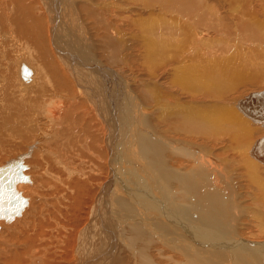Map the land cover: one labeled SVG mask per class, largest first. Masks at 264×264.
I'll return each instance as SVG.
<instances>
[{"label": "rangeland", "instance_id": "rangeland-1", "mask_svg": "<svg viewBox=\"0 0 264 264\" xmlns=\"http://www.w3.org/2000/svg\"><path fill=\"white\" fill-rule=\"evenodd\" d=\"M68 1L69 0H62V1L61 0H54V1L48 0L46 1L48 3L46 5L44 3V0L43 1L42 0H39V1L29 0L30 4H33L32 5L33 8L31 10L33 17H35L40 23L41 21L44 22L43 27L47 30V33L44 32L45 29H43V27H38V29L44 35L45 34L47 35V42L50 46L49 48H51L52 51L55 53L56 52L55 47L58 45L57 40L61 42L65 47H67L72 42L74 46L76 45L72 49L73 51H78V53L75 52V54H78V55H74L72 53H66L67 55L66 57L67 59H70V60H71V57L78 58L77 61L82 62L83 61L82 58L84 56L83 54H80V53H83V52H80L79 50H74V49L75 48L77 49V44L82 45V42H83L85 45L87 43L86 47L89 48V51L92 50L91 51L93 54L92 56L94 59H96L95 60L96 62L97 61L101 62L105 66L111 67V69H113L115 72L119 74L121 73L120 75L124 77V81L126 83L128 82L126 85H127V90H129L128 91L129 94H126L125 91L120 88V95L118 99L116 98L118 100V107H119L118 110L119 111L118 110L116 111L117 113L115 117L112 118L109 122V125L114 126L113 129L114 128L116 129V130L114 129L113 132L111 133L112 138L110 141L113 142L112 153H109L106 150V152L108 153L107 154L108 156L106 157V159L103 157L104 163L106 164V169L103 163L104 169L98 168V171L96 174V176H99L100 178V182H99L100 185L98 184V189L94 191L93 194H89V196L84 197L85 206L83 209L85 210H84V213L82 212L83 215L79 217L80 224L77 223L78 225L76 224V227L74 229L71 228L72 224L69 222L71 225L70 227H68V231H65L60 228H57L53 231L49 230L53 228L54 226L56 227L58 225L56 222H58L59 220L60 221L62 220L61 215H59L60 212L58 210H60V207H61L60 202L64 200L61 196L62 193L64 192L63 190H66L67 188H65V185L62 183L61 179H69L68 176H74L75 174L77 175V173L74 172V170H76L75 169L76 167H78L77 169L79 170L82 168L85 169V171H83L80 175V176L84 175V178L87 177L88 173L94 172L96 168H93L91 164L82 163L83 161L79 162L77 157L74 158V156H70L69 154H67L66 157L64 156L63 158L62 156L59 157V159L56 160L57 162L56 163L53 154L50 153L51 156L48 155L45 157L46 153L44 152L45 154H42L41 148L35 149L32 157L30 155L29 158L24 160L26 164L30 165V168L27 169L25 173L31 175V178L33 181L31 185H26V188L24 191L26 195H30L29 206L26 208V211L23 212L21 216L13 219L11 222H9V224L3 223L4 225L5 224L6 225L5 226L0 225V231L4 229L3 232L0 233V252L2 253V255H5L2 257V259H0V264H18V262H15V260L11 256L9 257L6 252L8 250H11V251L19 250L21 252L24 249L28 250V246L31 240L26 235H29V234L33 235L31 231L37 227L41 229L44 228L43 232L48 233V236L45 234L47 236V240L42 242L43 245L32 246V250L36 249V252H34L36 254V257L40 256V258H42V259L38 258L39 264L45 263L46 261H52L54 260V258L58 259V261H61L59 259V257H61L60 255L64 253L70 254L72 250H75V254L78 256V259H76V262H74L73 264H94L100 261L102 258H104L110 253H111V256H114V258H118V253L120 251L130 250L129 246H131L132 250L135 251V257L130 255L129 258L126 259L125 264H138V262L143 263V261L146 258L143 256V252L139 251V246H138L139 242L136 241V237H139V236H141L140 238H142V240L145 239L144 241H147V240L152 241L153 239L156 241V243L153 244V247L151 249L147 245H145L146 251L144 253L148 254L149 257L151 256L148 260H150L152 264H222V263L223 264H264V223H263L264 221L260 218L257 219L254 216L255 215L254 213L259 214L263 212V218H264V209H263L264 208V203H263L264 202V187H260V186L257 187V185L251 182V178L244 166V163H245L244 161L246 160L244 159V156L240 154V152L235 150L236 148L241 147V146L236 145V140H235L236 138L230 137L232 133L236 134L233 130V127L235 126V124H233L228 118L227 119H224V118L217 119L216 122L217 124H219V128H220L219 136L217 137L224 138V141L222 142L218 139L219 143L214 146V144H212L210 139H205L203 138L205 136H202L200 134L198 137H193V136H190L189 133L183 132L182 134L177 136V134H174L171 131L172 121L165 122V123H156V119L152 115H148V116L144 115V117L142 115V117H138V115L136 116L133 113H132L133 115V119H132L130 115L131 113L126 112V108L129 111L130 106H131L130 104V93L131 92H132L131 93L132 97L136 95L135 96L136 98L133 99L132 102H135L138 99V101H141V103L144 105L143 107L153 105L151 102V97L150 96L147 97V94L144 93V89L148 90L150 88L149 90H151L153 88V87L148 86L149 84L152 83L153 85L156 86V88L159 89V90H155L154 92H152L154 95L161 96L162 93L166 94L165 96H162L161 98L163 103L167 101L165 104L176 107V105H179L177 103L183 100L195 102L196 105L200 107L199 109H197V111L199 112V110H201L200 111L201 116L199 117L200 119L205 120V117L202 116V114L207 116L208 111H210L211 113L210 116L212 117H214L215 113L218 114L219 112L229 113L232 111V113H236L245 122V127L247 128V131L249 130L252 131L248 135L244 136L246 137L245 139L247 140V142L243 149L245 151L246 149L247 151L249 149V153H248L249 156L247 157V154L245 155L246 159L247 161H251V163H254L253 165L255 168V171H254L255 177L257 178L258 181L261 182L262 180L264 183V164L258 162L250 154V149L254 141L260 138L264 134V128H261L259 125L252 123L250 119L241 115V110L239 109V106L236 107L237 100L242 99L241 97H244L250 92L260 91L264 89V61H260L261 58L255 57V54L251 51L252 47L256 48V50L260 49L261 45L264 47V39L259 41L260 44L259 43L254 44L253 42L247 41L246 39L238 38L237 34L239 32H242V21L237 22L233 20V16H232V13L234 10L233 6L231 10V5L225 2L224 0H202V6L204 8L206 6L208 12L213 16V22H215V26L218 29L222 30V33L220 36H218L215 33L217 31L211 30L213 32L210 31L209 33L205 34L207 32V29L205 28L204 25H202L199 22H194V24L192 23V25H190V28H188L185 25V21L188 20V17H184V16L182 17L183 19H185V21H183L182 19L181 21L184 22V26L187 27V29H189L190 32L188 30L187 31L184 30V33H181V38L182 40H184V38L186 39L187 37H190V33H194L193 40H194L195 45L189 48L188 59L185 60V64L182 66L183 69L181 68L185 74L183 73L175 77V78H179L182 82H184L186 92H179L176 95L171 96L172 93H175L178 90L176 88L175 81H172V77H171L172 72H173L172 67L177 66V64L175 65L174 62H171V59H172L171 58L170 60L167 61L168 64L163 63L161 65H156L150 61V65L148 67L143 66L144 64L143 61L148 60L147 59L148 57L147 56L145 57V55L143 54L144 53L143 40L145 39L144 36H146L147 34V33L145 34V32L147 31L144 29L145 28L144 25L146 22L148 23L150 21L149 19H152L154 17L156 19H159L161 17H168V18L172 17V19L177 20L178 22L177 25L179 26V24H181V22L179 21L180 19H176V17L178 16L176 13H180L178 9H181V6L182 8H184L185 4L195 1V0H175L176 1L175 9H177L176 13L171 12L172 11L170 10L171 8L170 9L162 8L161 6H165V5L160 3V0H153V3H152V0H134V1L133 0H128V1L118 0L121 3V7L120 5H118V8L116 7L112 8L115 14L112 13L113 15L111 17L110 22L109 21L107 22L109 29L110 27L111 28L114 27L116 29V32H114L113 28L110 31H108L109 29L105 26V24L101 29H99V26L94 24V21H92L93 20L92 18H85L84 16H81L77 20L76 17L79 16L80 14L79 11L76 12L77 15L76 13L72 12V11L77 10L80 6H83L84 4L87 5V6L85 5L84 7H90L93 4L92 2L96 3L97 5L98 4L101 5L103 2H105V0L103 1L102 0H78V1L74 0V4L76 3V5H79L78 8H74V6H72L73 4L68 5L67 3ZM164 1L171 2V0L170 1L164 0ZM164 1H161V2H164ZM177 1H179L180 4ZM247 1H248L247 5L245 4V6L248 9L238 10L242 14V19L245 20L244 18L246 17V19L250 23L260 24L257 26L259 29L263 31V35H264V30H263L264 29V14L260 9V5L263 0H259V1L258 0H251V1L247 0ZM78 2L80 4H78ZM6 3H8L7 0H6ZM36 3L38 5H36ZM241 3L242 1L239 2L240 6H241ZM140 4H142V6ZM166 6H169V5H166ZM12 7H15L14 3H12ZM12 7L11 5H9V3L6 6L5 12L8 16L11 14ZM2 9L3 8L0 7V10ZM148 13L149 15H147ZM146 15L147 17L145 18ZM52 16H54L53 17L54 19L52 18ZM148 17L150 18L148 19ZM175 20L164 19V21L170 22V24L172 22L175 23L176 22ZM112 21H114L113 25L111 24ZM5 23H7L6 24L7 26H5ZM14 23L15 22L8 23L7 17H5V21L3 23H0V69H1L3 78L7 80L5 73L8 71L9 67L10 69H12V71L15 68L17 70L18 64H16V62L18 58L28 60L27 61L28 64L34 70V75L36 74V71L38 70V75L42 77L40 67L34 65V62L32 60L33 53L31 52V50L33 48L30 45V41L28 42V39L26 38H24L25 40L23 39L24 36L18 33L17 26H15L17 24L16 23L14 24ZM149 23L153 25L155 24L154 26L169 27L168 24H164L160 20H151ZM58 24L59 25L61 24L65 27H69L70 29L69 28L67 29L70 31L71 33L70 35L72 37L69 36L67 38L65 37L66 36L65 34L61 33V31L59 32V30H56L57 27L59 26ZM134 24L136 25L135 27H133ZM141 25L143 26V28H141L142 27ZM212 26L213 24L211 23L208 24V27H212ZM11 28L12 30L13 28H16L15 29L16 31L14 30L16 34L13 33ZM139 28H141L142 31H140ZM179 28H183V26ZM191 29H193L194 31ZM7 30L9 31L6 32ZM82 31L85 34H82ZM9 33L10 35L12 34L14 37L12 35L11 36L13 38L11 36L9 37L8 35ZM60 33L61 35L59 36ZM132 33H135L134 38L132 36L134 34ZM105 35L107 36V38H110V42L108 40H103ZM59 37L65 40L61 41ZM157 37L158 36H153L152 39H156ZM209 37H211V39ZM215 37H221V39L213 40ZM23 40L25 41V43ZM111 40H115L117 43V47H119L117 50L118 58L114 56V60H113V61L116 60L115 62L117 64H111L110 62H108V60L104 59V56H103L105 55L103 50H106L105 44H111L112 46H114L111 43ZM13 41H16V43ZM208 41L214 42L218 46V48H215L212 45H206V44H209ZM22 43H24V45ZM185 43H186V40L182 41V44L179 47V51L178 50L176 51L178 54L183 53L182 46ZM160 44L164 48L165 44H162V43ZM155 45L157 46V47L155 46L157 49L156 50L157 53H161V51L158 49L160 48L159 45L158 44H155ZM92 46L93 47L96 46V47L93 49ZM165 46L168 49L170 48L168 47L169 45H165ZM23 47L25 48L23 49ZM170 49L175 51V49L173 48H170ZM209 52H212L213 55H211ZM26 53H27V56H25ZM5 57L7 58L6 60H4ZM189 59H194L197 62L195 66V70L191 72H188L187 68L185 67L189 63ZM154 65L156 67L152 68ZM122 66H123V69H122ZM80 68L81 69L75 70V73L77 75H81L82 76L81 78L83 80H85V78L89 80V81L85 80V82L92 84L91 87H89L92 92L91 95H93L95 99L97 97V99L99 100L98 95L96 93V89H97L96 85L98 83L97 77L94 73H92L93 69H97L99 67L96 66L92 68L90 61H87L86 63L80 65ZM16 72L17 71L15 70L13 71L14 78L15 77L17 78ZM11 76L8 79H11ZM133 78L137 79L138 81L135 80L136 81L135 82ZM191 78L194 79L195 83H192L190 81ZM33 79H34V76H33ZM106 81H107V76L104 74V83H106ZM5 82L6 81H4V83ZM171 84L174 86H172ZM191 84L192 85L197 84L199 86L197 85L195 86L200 87V88L198 90L196 88L195 91L191 90L190 88ZM14 86L16 85H13V89H12L13 91L16 90ZM19 91H21V89ZM52 91L54 92V90ZM57 94L58 92H55V95ZM189 95H192V96H189ZM223 95L224 97L221 98ZM142 97H146V99L144 100V98ZM2 104L4 103H2V101L0 100V107ZM52 105L56 107L57 103H52ZM31 107L32 106L30 104L17 99L14 104L11 103L10 107H3L0 109V112L2 110H7V109L9 110V112H7L6 114V117H10L11 114H14L16 118H20L19 120L17 119V122H14L12 126H10L9 128L5 130L0 129V135H2V137L0 138V141H1L0 144H4V146L0 147V164L4 163L8 158L16 156L17 154L20 153V151L21 153L25 152L26 145L29 144L32 139L37 137L33 134L31 140L29 141H27L28 140L27 138L26 140L23 137L21 138L17 137L12 142H10L11 137L15 136L12 133L13 131H10V130L11 129L14 130V128L18 127L20 120L22 121L25 120V119H22L23 117L32 115L35 109H31ZM237 110H239V112ZM103 113H104L103 114L104 117L107 118L106 112L103 111ZM131 119L135 121V122L133 121L132 122L135 123L136 125H137L136 123L137 119H139V121L141 122L139 127L132 126ZM2 120L3 118L0 113V123ZM42 121H43V118H42ZM35 122H37L36 124H38L39 128L43 129L41 127V121H35ZM68 126L71 127V133L75 134L73 124H69ZM16 129L18 132H20V127L19 129L18 128ZM9 131L10 133H8ZM141 131H143L146 137L149 139L151 135L160 134L159 137L169 139L170 141L177 140L183 143H191L197 148H200L202 150H207V148L213 149V154H211V156L213 158L212 162L215 164V167H216L215 174H216V181H217L215 191L213 187L209 183H207L209 180V177H208L209 173L207 170H205L203 163L201 162L202 160L200 159L197 161V159L191 156L192 159L191 157H187L188 158L187 160L189 161L188 162L187 160L185 161L182 159V157H179L177 155H174L172 157L170 152L167 151L165 152L166 159L164 160V162H159L158 165L163 170L164 168H168V170H177L178 172L185 173V175L191 173L189 179H194L199 189H203L204 188L203 185L207 184L212 189L213 194H215L216 192V194L218 195L220 194L221 190L222 192H226L227 189L229 190L227 191L230 193H228V195H223L220 198L219 204H215L214 202L211 201L212 199L208 200V196L203 195V198L200 200L196 198L193 193L187 190L190 193V197L187 198L184 201V203H181V204L178 203L180 202V200L175 195H173L175 193L173 189L174 188L177 189V186L179 187L184 186L186 182H180L178 180H175L173 183H168L165 180L158 178L157 175L153 174L154 173L153 168H154V165L156 167V164H154L151 161L149 162L148 160L147 161L143 160L142 157L139 155L140 150L143 145L139 146L138 144H136V141L140 138L138 132H141ZM161 131H166V132H161ZM42 133H44V131ZM135 134L137 135L135 136ZM207 136H210V135L208 134ZM7 138L9 139V142L5 143V139ZM41 146L44 148L43 143ZM221 147H223L226 152H224L221 149ZM64 148L68 150L66 145ZM83 148L87 149V147H83ZM46 149L48 151L49 150L53 151L50 148H46ZM129 150L137 151L136 152L137 157L135 156V158L133 159L134 163H136L135 165L137 168L141 169V166L149 167V170L147 169L146 173L149 177L148 179H150L149 183L151 185H149V187L147 185H144L143 187V186H140L137 182L136 183L132 182L134 170L130 167H126L125 165L123 167H125L124 169L128 173L126 175L122 173V176L124 177V182L126 183V187L128 186L130 189H132V191H137V192L147 191L148 194L152 196L153 198H159L163 201L162 203L169 204L167 205V207H163V210L161 212H160V209H158V211L157 210L156 211L146 210L144 212V215L140 216L141 219L138 218V216L130 217L121 210L120 205H117V203L119 202V197L125 198V199H129L130 197L127 195V193L124 190L119 189L118 186H117L118 188H115V186L110 187V184H111L110 181L112 179L111 176L113 175V172H115V165H117V163L119 164L121 160L120 156L125 158V155L126 153H129ZM245 151L243 152L245 153ZM129 156H131L130 153H129ZM79 164L80 165L82 164V166L80 167ZM112 168H113V172H112ZM93 169L94 171H92ZM206 169H210L209 165L206 166ZM68 170H72L71 172L72 174L71 173L69 174V172H67ZM173 173L175 175L177 174L176 172H173ZM140 174L144 175L145 172L141 171ZM248 180H250V183ZM44 181H45V184H42V182ZM155 182H157L156 187H155ZM180 183H183V185ZM158 184H160V188ZM220 185L221 187H219ZM259 195H262V196H259ZM97 199H98L97 209L99 210L102 216V219H104L102 220V223H100L99 227H98L97 222L95 223V225L91 223V218L94 215L93 214L91 215V212H90V210L93 208L95 201L97 202ZM135 205L138 210L142 209L141 203L136 202ZM177 206H187L186 210H189V214L195 215V218H193L195 219V221L190 220L188 216H187L188 218L185 217L186 215L184 211L178 210L179 208ZM176 207L178 209H176ZM37 209H40V211L38 212ZM250 209L251 210L253 209V210L251 211ZM51 211L53 212V214H50ZM172 212H174L176 215L181 216L184 220V224H187V226L184 227V226H181L180 224H177L171 221L167 215L171 214ZM97 216H99L98 212L96 214V217ZM125 218L128 220H135V222H133V225H136L139 228L143 227V229L146 230L145 234L144 233L142 235L135 234L133 230L130 227H127L125 223L123 222V219ZM137 220H140L141 223H138ZM50 221L54 224L53 226L52 224L51 226H49L51 223ZM205 222H207V224H205ZM69 223H67L68 226H69ZM82 224L84 227L86 226L87 228V232L84 235H82L81 233V232H84V230H82L83 229ZM190 225L193 227H197L198 229H200L199 231H201V229L206 227L207 229L212 230L218 239H219V234H221V232H224V230L222 229L229 228L230 232L228 234H225V237L230 239L231 241H233V239L242 241L243 239V242L241 245L237 246L238 249L236 248L223 249V246L225 245L224 243H226L228 239L220 238V239H223L222 244H220L222 246H218L217 248L214 246V244H209L207 245V247H203L201 240H197L196 242L194 240H190L192 237H190L189 235H188L189 237L186 236L187 227ZM97 227H98V230H97ZM172 227L173 229L178 230L180 233V237L179 238L177 237L175 240L182 241L184 239L185 241L183 242L187 243L186 246L178 243V246L187 248V250L185 249L184 252L176 251L175 249H172V246H170V243H171L170 241L171 240L173 241L172 237H174V233H175L174 231H172V229H170ZM218 228L220 229L218 230ZM137 229L138 228H136V230ZM157 229L159 231H164L165 236L157 235L155 232V230ZM150 231H151V234H150ZM71 233L72 235L70 236L72 238H70L65 248L61 241L63 239L66 240L68 238L67 234H71ZM80 236H82L81 242L83 243L81 244V247L78 248L79 244L77 245V243H79V239L81 238ZM168 236L171 239L166 238ZM24 238L25 239L27 238V239L25 240ZM76 239L78 242H76ZM161 240H164V242H161ZM1 242H4V246H3V243ZM140 244L143 245L142 242H140ZM148 244L150 245L152 243H148ZM63 247L64 249L62 251L58 250ZM190 247H191V250L194 251L193 252L194 254H192L191 256L187 254L189 253L188 249ZM194 247L198 249L199 251H195ZM221 250L226 251V253ZM58 252H61V254ZM121 253L124 254L123 252ZM6 256H8V258ZM167 256L169 257L167 258ZM217 256L219 257L217 258ZM242 256L244 257V259H248L249 263L243 262L241 259ZM26 259L28 258L26 257ZM218 259H219V262H217ZM63 261L59 263L68 264L66 260L63 259Z\"/></svg>", "mask_w": 264, "mask_h": 264}, {"label": "bare ground", "instance_id": "bare-ground-1", "mask_svg": "<svg viewBox=\"0 0 264 264\" xmlns=\"http://www.w3.org/2000/svg\"><path fill=\"white\" fill-rule=\"evenodd\" d=\"M46 1H48V0H44V3L47 5L48 3ZM102 1H100V2H102ZM119 1L118 0H107V1L105 0V2H103L101 5H99V4L97 5L96 3L92 2L93 4L90 7H84L86 5V4H84L83 6H80L79 8H78L79 5H76V3L74 4V0H69L67 3H68V5L73 4L72 6H74V8H78L77 10L72 11L73 13H76L79 11L80 14H79V16L76 17L77 20L81 16H84L85 18H92L93 19L92 21H94V24L99 26V29H101L104 26V24L109 29L107 22L108 21L110 22L112 15L115 14L113 12L114 10L112 8H114V7L118 8V5H120V7H121V3ZM161 1H164V0H160V3L165 5V6L160 5L162 8H165V9L171 8L170 9V10H172L171 12L176 13L177 9H175V5H176L175 0H171V2H168V1L161 2ZM224 1L231 5V10H232V6L234 8L233 13L230 12V13H232L233 20L237 21V22L242 21V32H239L237 34L238 38L246 39L247 41H251L254 44H258L259 41L264 39L263 31L261 29H259L257 26L260 24L250 23L246 19V17L244 18L245 20H243L242 14L238 11V10L248 9L245 6V4L247 5V2H248L247 0H224ZM240 1H242L241 6L239 5ZM7 2L9 3V5H11V7H12V3H14L15 7H12L11 14L9 13L10 15L8 16L5 12V9H6V6L8 3H6V0H0V3H1L0 7L3 8L2 10H0V23H3L5 21V17H7L8 23L9 22H15L17 24L15 26H17L18 33H20V34H22V36H24L23 39L26 38V39H28V42L30 41V45L33 48L31 50V52L33 53L32 60L34 62V65L40 67V70L42 73V77H41L40 75H38V70H37L36 74L34 75V70L28 64V62H27L28 60H26V59L24 60L21 58L17 59V62H16V64H18L17 70H16V68L13 69V71L14 70L17 71L16 72L17 78L13 77V71L9 67L8 71L5 73V75L7 77V80H5L2 76L1 69H0V100L2 101V103H4L1 105L0 109L3 107H10L11 103L14 104L17 99L30 104L32 106L31 109H35V111L32 113V115L25 116L22 118V119H25L24 121L20 120L18 127H16L18 129L20 127V132H18L16 128H14V130L13 129L10 130V131H13L12 133H13V135H15V136L11 137L10 142H12L17 137H20V138L23 137L25 139L27 138L28 140L27 139L26 140L29 141V140H31L33 134L35 136H37L36 138L32 139L29 144L26 145V151H28L29 153L23 157V162H24V160L29 158L30 155L32 157L35 149L41 148L42 149L41 153L42 154L46 153L45 157L48 155L51 156V154H53L55 162H56V160L59 159V157L62 156V158H63L64 156L66 157V155L69 154L70 156H74V158L77 157L79 162L83 161L82 163L91 164L93 168H96L95 171H94V169L92 170L94 172L88 173L87 177L84 178V175H82V176H80V175L83 171H85V169L82 168V169H80L81 170L80 171L79 169H77L78 167H76L75 168L76 170H74V172L77 173V175L75 174L74 176H68V178L70 180L69 179H61L62 183L65 185V188H67L66 190H63L64 192L62 193V195L60 194L62 196V198L64 199V200L62 199L63 201L60 202L61 207H60V210H58L60 212L59 215H61L62 220L60 221L58 218L59 221L56 222L58 225L56 227L54 226L53 228H51L49 230L53 231L57 228H60V229H63L65 231H68V227H70L71 224H72V227H71L72 229H74L76 227L77 223L80 224L79 217H81V215H83L82 212L84 213V210H85V209H83L85 206L84 205V203H85L84 197L89 196V194H93L94 191H96L98 189V184L100 182L99 176H96L98 168L104 169V166H105V169H106V164L104 163L103 157L106 159V157L108 156L107 155L108 153L106 152V150L109 153H112V147H113V142H111L110 140L112 138L111 133L113 132V130L115 128L113 129L114 126H112V125L110 126L109 122L112 118L115 117V115L117 113L116 111L119 109L117 99L120 95V88L123 89L126 94H129V92H128L129 90H127V85H126L128 82L126 83L124 81V77H122L120 75L121 73L119 74V73L115 72L113 69H111V67H107L104 64H102L101 62H98V61L96 62L95 61L96 59H94L92 56L93 55L91 52L92 50L89 51V48L86 47L87 43L84 45V43L82 42V45H84V46L77 44V49L76 48L74 49V50H79L80 52H83V53H80V54H83V56H84L82 58L83 59L82 62H78L77 61L78 58H74V57H71V60L67 59L66 53H72L74 55H78V54H75V52L78 53V51H73V49H72L76 46V45L74 46L72 44V42L67 47H65L61 42H59L57 40L58 45L55 47V51H56L55 52L56 54H55L52 51V49L49 48L50 46L47 42V35L46 34L44 35L38 29V27H43L44 22L41 21V23H40L35 17H33V14L31 11L33 8V6H32L33 4H30L29 0H7ZM177 2L180 4L179 1H177ZM152 3H153V0H152ZM59 4H60V2H59ZM78 4H80V3L78 2ZM36 5H38V4L36 3ZM140 5L142 6V4H140ZM166 5H169V6H166ZM66 8H67V6H66ZM176 8H177V6H176ZM260 9L264 14V0L261 2ZM126 10H127V8H126ZM122 11H124V10H122ZM178 11L180 13H176L178 15L176 17V19H180L179 21L181 22V24H179V26L177 25V23H178L177 20L172 19V17L171 18L170 17L169 18L168 17H161V18L158 17L159 19H156L154 17L152 19H149L151 16L148 17V19L150 21L151 20H160L162 23L168 24L169 27L154 26L155 24L153 25V24L149 23L150 21L148 23L146 22L144 25L145 26L144 29L147 31V32H145V34L146 33L147 34H146V36H144L145 39L143 38L144 39L143 40V48H144L143 54L145 55V57L146 56L148 57L147 58L148 60L143 61L144 62L143 66L148 67L150 65V61L156 65H161L163 63L168 64L167 61L170 60L171 58H172L171 62H174L175 65L177 64V66L172 67L173 72H172L171 77H172V81H175V85H176V88L178 90H177V92L172 93L171 96H174L179 92H186L184 82H182L179 78H175V77L184 73V71L182 70L183 69L182 66L185 64V60L188 59L189 48H191L195 45L194 40H193L194 33H190V37H187L186 39L184 38V40H182V38H181V33H184V30L189 31V29H187V27L190 28V25H192V23L194 24V22H199L205 26V28L207 29V32L205 34L209 33L211 30L217 31L215 33L218 36H220L222 33V30L218 29L215 26V22H213V16L208 12L206 6H205V8L202 6V0H197V1L195 0V1L189 2V3L185 4L184 8H182V6H181V9H178ZM76 15H77V13H76ZM147 15H149V13ZM147 15L145 16V18L147 17ZM16 16H17V18H16ZM183 16L188 17V20L185 21V19L182 18ZM53 17L54 16H52V18ZM164 19H171V20H175L176 22L175 23L172 22L173 24L172 23L170 24V22H166V21H164ZM181 19L183 21H185V25L187 27L184 26V22H182ZM113 22L114 21H112V23H111L112 25L114 24ZM210 23L213 24L212 27H208V24H210ZM6 24L7 23H5V26H7ZM78 25H80V24H78ZM157 25H158V23H157ZM135 26L136 25L134 24L133 27H135ZM182 26H183V28H179ZM155 27H157V28H155ZM184 27H185V29H184ZM31 28H32V30H31ZM67 28H69V27H65V26L60 24L56 30H59V32L61 31V33L65 34L66 35L65 37L68 38L69 36H71L70 35L71 33ZM112 28H113L114 32H116V29L114 27H112ZM112 28L110 27V29L108 31H110ZM141 28H143V26ZM141 28H139L140 31H142ZM191 28H192V26H191ZM15 29L16 28H13V30H12V28H11V30L13 31L14 34H16L14 32ZM43 29H45V28L43 27ZM193 29H191V30H193ZM8 31L9 30H7L6 32H8ZM27 32H29V33H27ZM44 32L47 33V30L45 29ZM211 32H213V31H211ZM61 33L59 34V36L61 35ZM185 33H187V32H185ZM82 34H85V33H83V31H82ZM132 34H134V35H132L134 38L135 33H132ZM8 35L10 37L12 34L10 35V33H9ZM8 35H7V37H8ZM153 36H158V37L156 39H152ZM113 37H114V35H113ZM55 38H56V36H55ZM76 38H78V37H76ZM209 38L211 39V37H209ZM18 39H19V37H18ZM59 39L61 41L65 40V39H62L60 37H59ZM216 39H221V37H215L213 40H216ZM79 40H77V41H79ZM103 40H108L110 42V38H107L106 35L103 38ZM185 40H186V43L182 46L183 47V50H182L183 53L178 54L176 51L177 50L179 51V47L181 46L182 41H185ZM13 42L16 43V41H13ZM18 43H20V42H18ZM24 43H25V41H24ZM24 43H22V44L24 45ZM111 43L114 46H112L111 44H105L106 50H103L104 54H105L103 56H104V59L108 60V62H110L111 64H117L115 62L116 60L115 61H113V60H114V56L117 57V55H118L117 50L119 47H117V43L115 40H111ZM160 43L165 44V45H169L168 47L175 49V51L170 49V48H169L170 49L169 50L168 48H166L165 45H164V48H165L164 49ZM208 43L209 44H206V45H212L215 48H218V46L214 42L208 41ZM54 44H55V42H54ZM155 44L159 45L160 48H158V49L161 51V53H157V51H156L157 46ZM28 46H29V44H28ZM95 47L96 46H94V47L92 46L93 49ZM24 48L25 47H23V49ZM20 49H22V48H20ZM27 50H28V48H27ZM33 50H35V51H33ZM180 50H181V48H180ZM22 51H24V50H22ZM251 51L255 54V57L261 58L260 61H264L263 60L264 59V47L262 45H261L260 49H258V50H256V48L252 47ZM32 53H30V54H32ZM209 53L211 55H213L212 52H209ZM140 54H142V53H140ZM25 56H27V53ZM7 57H8V55H7ZM6 59L7 58L5 57L4 60H6ZM122 59H123V57H122ZM87 61H90L92 68L96 67V66L99 67L97 69H93V72H92L97 77L98 83L96 85V87H97L96 93L98 95L99 100L97 99V97L95 99V97H93V95H91L92 92H91L89 87H91L92 84L85 82V80H88V79L85 78V80H83L81 78L82 77L81 75H77L75 73V70L81 69L80 65L86 63ZM123 62H125V61H123ZM196 63H197L196 60L189 59V63L187 64V66H185L187 68V71L191 72V71L195 70ZM22 65L26 66L30 70L29 76L27 78H23L21 76V66ZM155 67L156 66L154 65L152 68H155ZM122 69H123V66H122ZM11 71H12V73H11ZM118 72H119V70H118ZM104 74L107 76L106 83H104ZM129 75H130V73H129ZM10 76H11V79H8ZM33 76H34V79H33ZM183 78H184V76H183ZM135 80L138 81L137 79H134V81ZM4 81H6V82L4 83ZM190 81L192 83H195L193 78H191ZM13 85H16V86H14L16 89V90L15 89L14 90L16 92L12 90ZM195 85H197V84H193V85L191 84V86H190L191 90L195 91L196 88H197V90L200 88V87H197L199 85H197V86H195ZM148 86L153 87V88L151 90H149L150 88L148 90L144 89V93L147 94V97L148 96L151 97V102L153 104L152 106L143 107L144 105L141 103V101H138V99H137V101L132 102V100L136 98L135 97L136 95H134L132 97V94H131L132 92L130 93V104H131V106H130L129 111L126 108V112L131 113L130 115H131L132 119H133V115H132V113H133L136 116L138 115V117H142V115H143V117H144V115L145 116L152 115L153 117H155L156 123H165V122H171L172 121L171 131H172V133L177 134V136L182 134L183 132L189 133L190 136H193V137H198L200 134L202 136H205L203 138L210 139L212 144H214V146H215L219 143V140L222 142L224 141V138H222V137L218 138L217 137V136H219L220 128H219V124H217L216 121L218 118H224V119L228 118L233 124H235V126L233 127V130L237 135L232 133L230 137L236 138L235 139L236 145L241 146V147L236 148L235 150L240 152V154L244 156V159L246 160V161H244L245 162L244 166H245V169L247 170V172L251 178V182H253L255 185H257V187L258 186L264 187L263 181L261 180V182H260L255 177V174H254L255 168L253 165L254 163H251V161H247V159H246L245 155L247 154V157L249 156V154H248L249 149H248V151H247V149H246V151L243 149L246 145V142H247V140L245 139L246 137H244V136L248 135L252 131L251 130L247 131V128L245 127V122L242 120V118L240 116H238L236 113H232V111H231L229 113H221V112H219L218 114L215 113L214 117H212V116H210V114H211L210 111H208L207 116L202 114V116L205 117V120H203V119L199 118L201 116V114H200L201 110H199V112L197 111V109H199L200 107L197 106L195 102L183 100V101H180L179 103H177L179 105H176V107L170 106L168 104H165L167 101L165 103H163L161 100L162 96L166 95L165 93H162L161 96L160 95L159 96L154 95L152 92H154L155 90H159V89L156 88V86L153 85L152 83L149 84ZM172 86H174V85H172ZM20 89H21V91H19ZM52 90H54V92ZM55 92H58V94L55 95ZM59 93H61V94H59ZM197 93H198V91H197ZM247 95H245L244 97H241L242 99L237 100L236 107L239 106V109L241 110V115L250 119V121L252 123L259 125L261 128H264V115L260 114V115H258L259 117L255 116L253 114V112L250 110V108H248L247 105H245V104H247L245 102L246 98L248 97ZM189 96H192V95H189ZM223 97H224V95L221 98H223ZM142 98H144V100L146 99V97H142ZM172 98H174V97H172ZM52 103H57V106L54 107L52 105ZM101 105H102V107H101ZM207 108H209V107H207ZM102 110L106 112L107 118L104 117V115H103L104 113ZM122 110H123V108H122ZM237 111L239 112V110H237ZM7 112H9L8 109L2 110L0 112L1 116L3 118V120L0 123V126H1L0 129H2V130L9 128L10 126H12V124L14 122H17V119L18 120L20 119V118H16V116L14 114H11L10 117H6ZM42 118H43V121H42ZM132 119H131V122L133 121ZM35 121H41V127L44 130L39 128L38 124H36L37 122H35ZM133 122H135V121H133ZM133 122H132V126H134V127H139V125L141 123L139 121V119H137V122H136L137 125ZM69 124H73L75 134L71 133V127L68 126ZM184 126H185V128H184ZM34 128H36L37 130ZM233 130H231V131H233ZM10 131L8 133H10ZM39 131H41V132H39ZM43 131H44V133H42ZM141 132H138L140 138L136 141V144H138L139 146L143 145L141 150H140L139 155L142 157L143 160H146V161L148 160L149 162L151 161L154 164H156V167L154 165V168H153V171H154L153 174L157 175L158 178L165 180L168 183H173L175 180H178L180 182H186V184L184 186H181V187L177 186V189L176 188L173 189L174 192L176 193L175 194L173 192L174 193L173 195H175L180 200V202H178V203H180V204L184 203V201L190 197V193L187 190H189L191 193H193L194 196L200 200L203 198V195L208 196V200L212 199L211 201L214 202L215 204H219L220 198L223 195H228V193H230V192H228L229 191L228 189H227L228 191L226 190V192H222V190L219 189V190H221L220 194L217 195L216 192H215V194H213L212 189L207 184L203 185V187H204L203 189H199L196 181L194 179H189L191 173L185 175V173L178 172L177 170H168V168H164V170H163L158 165L159 162H164V160L166 159L165 152H167V151L170 152L172 157L174 155H177L179 157H182V159L185 161L188 159L187 157H191V156H193L195 159H197V161L200 159V160H202L201 162L203 163L205 170H207L209 173V175H208L209 180L207 183H209L215 191L217 181H216V174H215L216 167H215V164L212 162L213 158L211 156V154H213V149L207 148V150H202L200 148H197L196 146H194L191 143H183V142L177 141V140L170 141L169 139L159 137L160 134L159 135L158 134L151 135V137L149 139L146 137V135L143 131H141ZM161 132H166V131H161ZM133 133H134V131H133ZM167 133H169V132H167ZM208 134L210 136H207ZM113 135H115V134H113ZM136 135L137 134H135V136ZM1 137H2V135H0V138ZM213 137H215V138H213ZM248 138H249V136H248ZM126 139H127V137H126ZM256 140L254 141V143L250 149V154L258 162L264 164V155H260L258 150L255 148L256 147L255 146ZM6 142H9L8 138L5 139V143ZM42 143L44 144V148L41 146ZM65 145H66L68 150H66L64 148ZM2 146H4V144H0V147H2ZM45 147L50 148L53 151H50V150L48 151ZM83 147H87V149H84ZM102 149H103V151H102ZM221 149L224 152H226L223 147H221ZM243 151H245V153ZM136 152H137L136 150H129V153L131 156H129V153H126L125 158L120 156L121 160H120L119 164L117 163V165H115V172H113L114 167L112 166L113 167L112 168L113 175L111 176L112 179L110 181L111 182L110 187H112V186H115V188L119 187V189L124 190L127 193V195L130 197L129 199L119 197V202L117 203V205H120L121 210L130 217L138 216V218L141 219L140 216L144 215V212L146 210L147 211L148 210L149 211H154V210L158 211V209H160V212H161L163 210V207H167V205H169V204L162 203L163 201L159 198H153L152 196H150L148 194L147 191L137 192V191H132V189H130L128 186L126 187V183L124 182V177L122 176V173L125 175L128 173L124 169L125 167H123L125 165H126V167H130L134 170L132 182H134V183L137 182L140 186H143V187H144V185H147L148 187H149V185H151L149 183L150 179H148L149 177L146 173V170L147 169L149 170V167L141 166V169H139L136 167V165H135L136 163H134V161H133V159L136 156ZM20 153H21V151H20ZM16 156H14V157H16ZM168 158H170V157H168ZM191 159H192V157H191ZM191 159H190V161H191ZM136 160H138V159H136ZM103 163H104V166H103ZM207 165H209L210 169H206ZM79 166L81 167L82 164L81 165L79 164ZM119 166H120V168H119ZM256 166H258V165H256ZM29 168H30V165L26 164V167L24 168V172ZM72 170H68L67 172H69V174H70L72 172ZM141 171H144L145 174L141 175L140 174ZM173 172H176L177 174L175 175ZM69 174H67V175H69ZM54 177H55V175H54ZM248 181L250 183V180H248ZM32 182L33 181H32L31 175H29V179L27 181H18L16 183L17 189L20 190L21 193L27 197V202L23 206V208L21 209V211L18 215L13 216L9 220L0 218V225H4L3 223L9 224V222H11L15 218H18L19 216L22 215L23 212L26 211V208L29 206L30 195H26V193L24 191H25L26 185H31ZM42 184H45V181L42 182ZM160 184H158L159 188H160ZM180 184L183 185V183H180ZM156 185H157V182H155V187H156ZM93 186H95V187H93ZM219 187H221V185ZM80 196H82V197H80ZM259 196H262V195H259ZM171 200H172V198H171ZM193 200H195V199H193ZM205 201H204V203H205ZM136 202L142 204L141 210L137 209V207L135 205ZM97 206H98V199H97V202L95 201L93 208L90 210L91 215L92 214L94 215L91 218V223L93 225H95V223L97 222L98 227H99L100 223H102V220H104V219H102V216H101L99 210L97 209ZM117 207H119V206H117ZM122 207H123V209H122ZM177 207H176V209L184 211V213L186 215L185 217L188 216L190 220L195 221V219H193V218H195V215L189 214V210H186L187 206H177ZM37 211L39 212L40 209H37ZM215 211H217V210H215ZM97 212H98L99 216L96 217ZM50 214H53V212L51 211ZM254 214H255L254 216L257 219L260 218L264 221L263 212L259 213V214H256V213H254ZM167 216L171 221H173L177 224H180L181 226H184V227L187 226V224H184L183 218L179 215H176L174 212H172L171 214H168ZM137 221H138V223H141L140 220H137ZM123 222L125 223V225L127 227H130L135 234H137V235H142L143 233L145 234L146 230L143 229V227L139 228L136 225H133V222H135V220H128L125 218V219H123ZM67 223H69V226ZM145 223H146V221H145ZM51 224H52V226L54 225L51 222L49 226H51ZM205 224H207V222H205ZM82 226H83V224H82ZM98 227H97V230H98ZM135 227L138 229L136 230ZM82 228H83L82 230H84V232H81V233H82V235H84L87 232V228H86V226L85 227L83 226ZM43 229L37 227L31 231V233H33V235L32 234L26 235L31 240L29 246L26 245V246H28V250L24 249L22 252L19 250H16V251L8 250L6 252L7 255L9 257L11 256L15 260V262H18V264H39L38 258H40V256L36 257V254L34 253V252H36V249L32 250V246L43 245L42 242L47 240L48 233L43 232ZM170 229H172V231L175 232L174 237H172L173 241L172 240L170 241L171 242L170 246H172V249H175L176 251H180V252H184L185 249L187 250V248L178 246V243H180L184 246L187 245V243L183 242V241H185L184 239L182 241L181 240L180 241L175 240L177 237L178 238L180 237L179 231L176 229H173V227ZM219 229L220 228H218V230ZM3 230L4 229H2V231H0V233H2ZM199 230L200 229H198L197 227H193L190 225L187 227L186 236L189 235L190 237H192L190 240H194L196 242H197V240H201L203 247H207V245H209V244H214V246L217 248H218V246H222L220 244H222L223 239H220V238H226L225 234H228L230 232L229 228L228 229H222V230H224V232L219 231V232H221V234H219V239H218L217 236H215V233H213L212 230H209L206 227L201 229V231H199ZM155 232L157 235L165 236L164 231H159L157 229V230H155ZM72 233L67 234L68 238L66 240L63 239L61 241L65 248H66L70 238H72L70 236V235H72ZM150 234H151V231H150ZM80 237L81 238L79 239V243H77V245L79 244L78 248H80L81 244L83 243V242H81L82 236H80ZM140 237L141 236L136 237V241L139 242V244H138L139 251L143 252V256L146 259L144 260V258H143V260H144L143 263L138 262V264H152L151 261L148 260L151 256L149 257L148 254L144 253L146 251L145 245H147L151 249L153 247V244L156 243V241L154 239L152 241L151 240L150 241H148V240L144 241L145 239L142 240V238H140ZM91 238H92V236H91ZM166 238H170V237L168 236ZM87 239H88V237H87ZM226 239H228V238H226ZM76 242H78L77 239H76ZM140 242H142L143 245H141ZM161 242H164V240H161ZM242 242H243V239H242V241L236 240V239H233V241H231L230 239H228V241L226 243H224L225 245L223 244L225 246V248L223 246V249H230V248L238 249L237 246L241 245ZM1 243H3V246H4V242H1ZM27 243H29V242H27ZM148 243H152V244L149 245ZM246 243H248V242H246ZM83 246H84V244H83ZM64 247L60 248L58 250L62 251L64 249ZM129 249L130 250H127V251H120L118 253V258H114V256H111V253H110L107 256H105L104 258H102L100 261H98L94 264H125L126 259H128L130 255L135 257V251L132 250L131 246H129ZM194 249H195V251H199L195 247H194ZM188 251H189V253H187V254H189L190 256L192 254H194L193 253L194 251L191 250V247L188 249ZM221 251L226 253V251H224V250H221ZM64 252H66V251H64ZM121 252H123L124 254H122ZM58 253L61 254V252H58ZM100 254H101V252H100ZM3 256H5V255H2V253L0 252V259H2ZM8 256H6V257L8 258ZM60 256L61 257H59V259L61 261H63V259L66 260V262H68V264H73L74 262H76V259H78V256L75 254V250H72L70 254L64 253V254H61ZM26 257L28 259H26ZM168 257L169 256H167V258ZM218 257L219 256H217V258ZM40 259H42V258H40ZM105 259H107V260H105ZM241 259L243 262L249 263V260L244 259L243 256ZM61 261H58V259L54 258V260H52V261H46L45 263H40V264H58ZM206 261H207V259H206ZM217 262H219V259ZM63 263H64V261H63Z\"/></svg>", "mask_w": 264, "mask_h": 264}, {"label": "water", "instance_id": "water-1", "mask_svg": "<svg viewBox=\"0 0 264 264\" xmlns=\"http://www.w3.org/2000/svg\"><path fill=\"white\" fill-rule=\"evenodd\" d=\"M30 70L22 65L21 76L27 78ZM245 102L247 107L257 117L264 115V89L253 91L247 95ZM255 148L260 155H264V134L255 142ZM29 152L19 153L16 157H10L4 163L0 164V218L9 220L18 215L27 202V197L17 189L18 181H27L29 175L24 172L26 163L23 157Z\"/></svg>", "mask_w": 264, "mask_h": 264}]
</instances>
